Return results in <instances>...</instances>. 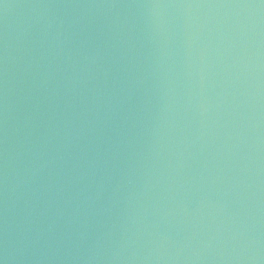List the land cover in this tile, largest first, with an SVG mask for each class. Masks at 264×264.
<instances>
[{
	"label": "water",
	"instance_id": "1",
	"mask_svg": "<svg viewBox=\"0 0 264 264\" xmlns=\"http://www.w3.org/2000/svg\"><path fill=\"white\" fill-rule=\"evenodd\" d=\"M0 264H264V0H0Z\"/></svg>",
	"mask_w": 264,
	"mask_h": 264
}]
</instances>
